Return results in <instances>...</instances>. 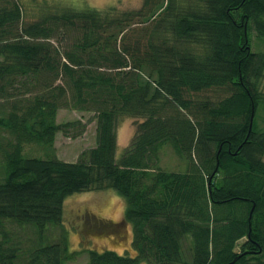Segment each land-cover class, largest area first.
<instances>
[{
    "label": "trees",
    "instance_id": "obj_1",
    "mask_svg": "<svg viewBox=\"0 0 264 264\" xmlns=\"http://www.w3.org/2000/svg\"><path fill=\"white\" fill-rule=\"evenodd\" d=\"M25 1L0 0V264L73 260L64 200L104 189L125 200L134 254L86 248L88 264H264V0H43L37 18ZM60 108L96 122L74 161L55 137L85 124ZM124 115L143 119L118 155ZM165 144L186 170L159 167Z\"/></svg>",
    "mask_w": 264,
    "mask_h": 264
},
{
    "label": "rangeland",
    "instance_id": "obj_2",
    "mask_svg": "<svg viewBox=\"0 0 264 264\" xmlns=\"http://www.w3.org/2000/svg\"><path fill=\"white\" fill-rule=\"evenodd\" d=\"M43 0H26L27 18H37L39 2ZM62 6L75 8L91 7L102 10L109 7L121 9L138 8L142 0H47ZM254 35V32L252 33ZM256 40L255 36L252 41ZM256 43V41H255ZM264 87V78H263ZM85 124L84 132L77 137H70L57 132L53 144V153L60 159L74 161L84 149L95 145L96 122L91 112H79L69 108H60L57 113L58 123L80 120ZM143 118L121 116L117 122V154L120 155L135 132L137 123ZM2 131L0 130V134ZM28 154L44 157L45 151L35 144H26ZM52 152L49 153V155ZM159 167L170 171H184L187 168L185 159L179 157L169 145L159 150ZM125 200L112 189L76 192L68 195L63 204V222L68 231V247L70 251L80 249L81 252L67 264H88V254L82 250L109 249L118 254L133 255L131 246V226L123 221ZM102 225L108 227L103 229ZM83 246V249H82ZM182 251L186 258L191 256V239L188 235L182 240ZM138 264H148L141 261Z\"/></svg>",
    "mask_w": 264,
    "mask_h": 264
}]
</instances>
